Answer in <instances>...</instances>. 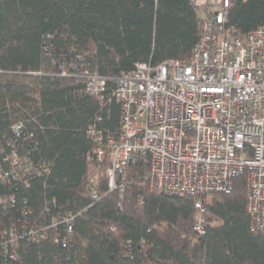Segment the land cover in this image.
I'll return each mask as SVG.
<instances>
[{
  "label": "trees",
  "instance_id": "16d2710c",
  "mask_svg": "<svg viewBox=\"0 0 264 264\" xmlns=\"http://www.w3.org/2000/svg\"><path fill=\"white\" fill-rule=\"evenodd\" d=\"M199 11L193 0H0V264H264L244 174L204 202L199 234L195 198L150 189L145 158L125 166L119 199L107 159L92 156L89 127L119 131L111 78L137 62L186 58L202 29ZM226 25L241 33L264 26V0H230ZM81 70L107 78L102 103ZM14 155L47 170L12 172ZM23 211L37 228L75 215L70 240L56 241L61 224L49 227L42 238H19L17 257L7 258L3 244Z\"/></svg>",
  "mask_w": 264,
  "mask_h": 264
},
{
  "label": "built area",
  "instance_id": "2783aa9c",
  "mask_svg": "<svg viewBox=\"0 0 264 264\" xmlns=\"http://www.w3.org/2000/svg\"><path fill=\"white\" fill-rule=\"evenodd\" d=\"M193 2L203 24L186 58L137 62L111 78L110 94L120 103L119 131L103 136L89 127L87 135L96 143L92 156L107 159L108 187L118 189L119 199L125 166L145 158L150 189L195 198L199 213L194 230L199 234L204 231V202L213 193L230 192L234 179L244 174L251 230L264 232V26L241 33L226 25L230 0ZM80 73L87 79L86 90L102 103L107 78ZM14 167L47 170L45 162L32 166L16 155L9 169ZM5 175L0 169V177ZM90 197L97 199L95 190L90 189ZM28 212H22L3 244L7 258L17 257L19 238H42L49 227L63 226L56 241L66 244L71 238L75 215L59 213L51 225L37 228L28 225Z\"/></svg>",
  "mask_w": 264,
  "mask_h": 264
},
{
  "label": "rangeland",
  "instance_id": "374dc122",
  "mask_svg": "<svg viewBox=\"0 0 264 264\" xmlns=\"http://www.w3.org/2000/svg\"><path fill=\"white\" fill-rule=\"evenodd\" d=\"M199 12H200V15H202V14H201V10H200Z\"/></svg>",
  "mask_w": 264,
  "mask_h": 264
}]
</instances>
